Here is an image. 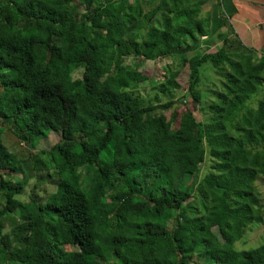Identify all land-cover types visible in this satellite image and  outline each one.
Wrapping results in <instances>:
<instances>
[{"label": "trees", "instance_id": "16d2710c", "mask_svg": "<svg viewBox=\"0 0 264 264\" xmlns=\"http://www.w3.org/2000/svg\"><path fill=\"white\" fill-rule=\"evenodd\" d=\"M210 1L0 0V125L30 146L58 137L39 153L56 177L44 202L35 191L21 201L26 183L0 174V217L24 216L0 237L8 261L264 264V244L234 247L264 223V57L228 38L221 0ZM203 36L221 46L190 47ZM174 53L188 66L184 94L143 104L132 91L146 79L138 67ZM204 64L223 84L200 120ZM172 67L163 93L181 89ZM175 102L193 109L167 119ZM203 162L209 170L191 192L185 179ZM16 169L0 143V173Z\"/></svg>", "mask_w": 264, "mask_h": 264}, {"label": "rangeland", "instance_id": "374dc122", "mask_svg": "<svg viewBox=\"0 0 264 264\" xmlns=\"http://www.w3.org/2000/svg\"><path fill=\"white\" fill-rule=\"evenodd\" d=\"M212 4L209 2L207 7L210 8ZM144 10H149L147 6H143ZM164 9L160 10V14L163 15ZM17 22L22 21L21 18L16 19ZM211 39H206L201 37L200 41L190 46L196 47L201 45L205 52L212 53L217 49L220 44L215 41L211 43ZM185 55L181 53H174L173 57L157 59L155 61L145 62L140 67L138 71L146 75V79L142 82L135 84L132 89L134 94L139 97L143 104H163L169 100H176L184 94L185 89L188 84V66L182 68V58ZM174 58L175 60H173ZM131 58H126L125 63L129 64ZM168 65H172L174 69L181 70L177 81L181 85V89L172 90L170 92H161L159 88V83L164 80V69ZM199 82L195 85L196 89L201 94V104L196 107L197 117L200 120H205L210 116L208 114L209 106L216 100V97L220 90L222 89V74L215 71L209 64H204L199 70ZM193 109L191 104L186 106V109ZM184 105L175 102V104L166 111H163L164 115L169 119L171 114L181 112L186 110ZM176 126V124H173ZM58 140L57 135L51 134L46 139H42L34 146H30L25 143H21L18 140L16 132L11 127H3L0 125V143L4 145L7 151L14 156L17 169L15 171H4L1 172V176L5 181L10 182H25V187L23 193L18 195L21 201H25L30 193L35 191L38 202H44L47 197L55 191L54 182L56 180L55 172L48 169L46 164V157L39 154L41 150H48L53 144ZM209 163L203 162L199 165V168L193 175H189L185 180L190 182V191L193 189L197 183L203 178V175L209 170ZM184 180V177H183ZM258 191L260 193L261 202L264 204V180L259 178L256 182ZM217 194H220V190H215ZM3 192L0 191V210L4 205ZM23 213L19 210L14 213H8L6 216L0 217V237L4 234L11 233L12 229L24 222ZM264 218V216H263ZM179 230L187 231V227L178 226ZM264 244V223L263 224H253L247 228L242 238L235 242L234 247L238 250H245L250 248H255L257 246ZM5 249L0 245V264H15L6 259ZM108 264V262H105Z\"/></svg>", "mask_w": 264, "mask_h": 264}, {"label": "crops", "instance_id": "0c3cea01", "mask_svg": "<svg viewBox=\"0 0 264 264\" xmlns=\"http://www.w3.org/2000/svg\"><path fill=\"white\" fill-rule=\"evenodd\" d=\"M220 5L229 25L224 30L228 38L238 40L256 59L264 57V0H221Z\"/></svg>", "mask_w": 264, "mask_h": 264}, {"label": "built area", "instance_id": "2783aa9c", "mask_svg": "<svg viewBox=\"0 0 264 264\" xmlns=\"http://www.w3.org/2000/svg\"><path fill=\"white\" fill-rule=\"evenodd\" d=\"M263 84H264V81H263Z\"/></svg>", "mask_w": 264, "mask_h": 264}]
</instances>
